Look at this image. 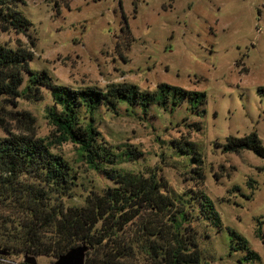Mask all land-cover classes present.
<instances>
[{
    "label": "rangeland",
    "instance_id": "374dc122",
    "mask_svg": "<svg viewBox=\"0 0 264 264\" xmlns=\"http://www.w3.org/2000/svg\"><path fill=\"white\" fill-rule=\"evenodd\" d=\"M22 1L17 8L32 26L18 32L0 22V45L30 51L29 67L55 83L99 89L129 83L146 92L167 84L205 94L200 115L183 108L171 114L152 109L144 116L120 106L117 115L99 112L95 125L113 148L128 144L142 153L135 163L121 164L123 169L155 172L175 193L201 190L209 197L219 224L201 221V264H246L229 232L243 237L264 264V159L222 147L226 138L251 132L264 146V92H258L264 88V0ZM41 95L37 101L0 99V139L23 133L54 142L45 119L51 99L45 89ZM185 141L200 155L202 181L188 156L183 163L169 149ZM53 146L83 184H105L77 163L73 145ZM23 255L14 252L0 264H24ZM28 255L36 264L54 261Z\"/></svg>",
    "mask_w": 264,
    "mask_h": 264
},
{
    "label": "trees",
    "instance_id": "16d2710c",
    "mask_svg": "<svg viewBox=\"0 0 264 264\" xmlns=\"http://www.w3.org/2000/svg\"><path fill=\"white\" fill-rule=\"evenodd\" d=\"M22 3L0 0L2 25L18 32L29 30L32 23L17 8ZM31 60L24 47L0 45V99L37 101L45 89L52 103L45 119L54 142L23 133L0 139V250L4 252L0 262L10 261L9 255L17 251L56 259L85 243L89 248L85 264H201V221L219 224L212 201L201 190H169L155 172L145 175L123 169L121 164L135 163L142 153L128 144L108 145L95 121L101 111L117 115L120 106L125 113L137 110L144 116L152 109L171 114L183 108L200 115L205 94L167 84L152 92L129 83L105 89L71 88L55 83L45 71L32 70ZM22 116L33 122L28 113ZM194 129L200 127L194 124ZM62 143L73 145L77 163L105 184L98 188L83 184L72 164L53 152V145ZM222 147L225 153L246 150L264 159V146L254 132L228 137ZM169 149L181 155L183 163L188 156L195 165L191 171L203 180L200 155L190 143L172 142ZM229 233L235 239L234 249L243 253L240 261L260 264L246 240Z\"/></svg>",
    "mask_w": 264,
    "mask_h": 264
},
{
    "label": "water",
    "instance_id": "95a60500",
    "mask_svg": "<svg viewBox=\"0 0 264 264\" xmlns=\"http://www.w3.org/2000/svg\"><path fill=\"white\" fill-rule=\"evenodd\" d=\"M88 250L89 248L85 243H80L59 255L52 264H85ZM0 254H4V252L0 250ZM23 263L36 264L35 256L24 254Z\"/></svg>",
    "mask_w": 264,
    "mask_h": 264
}]
</instances>
